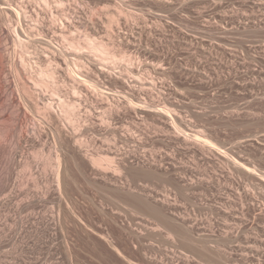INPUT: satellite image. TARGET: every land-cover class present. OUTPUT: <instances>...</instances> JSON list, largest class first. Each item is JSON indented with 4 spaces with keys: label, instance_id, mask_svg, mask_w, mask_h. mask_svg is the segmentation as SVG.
<instances>
[{
    "label": "rangeland",
    "instance_id": "rangeland-1",
    "mask_svg": "<svg viewBox=\"0 0 264 264\" xmlns=\"http://www.w3.org/2000/svg\"><path fill=\"white\" fill-rule=\"evenodd\" d=\"M64 1L80 8L82 22L98 23L99 39H113L117 52L140 58L156 81L148 99L176 105L179 136L164 132L165 116L143 119L120 107L118 132L90 122L85 154L63 134L70 140H62L59 190L46 168L50 148L35 150L30 140L40 116L17 103L5 55L0 264H264V0ZM117 9L130 17L108 22ZM44 26L51 31L49 19ZM2 30L0 46L11 47ZM45 30L43 37L57 39ZM88 31L72 30L82 39ZM106 78L99 80L111 85ZM134 125L146 134L127 135L124 129ZM47 132L41 137L52 142ZM98 152L114 157L122 172L94 169L85 155ZM145 203L170 218L172 237L166 220Z\"/></svg>",
    "mask_w": 264,
    "mask_h": 264
},
{
    "label": "bare ground",
    "instance_id": "bare-ground-1",
    "mask_svg": "<svg viewBox=\"0 0 264 264\" xmlns=\"http://www.w3.org/2000/svg\"><path fill=\"white\" fill-rule=\"evenodd\" d=\"M79 9V7L73 9L69 4H66L64 0H0V28L6 31L4 32V30H2L1 34L4 36L7 35V40L11 42V47H9L8 43L4 45V48L0 46V50L4 49L2 52H5L4 56L0 53V71L2 74V69H4L3 66L6 65L4 63L8 60L9 64H7L10 66L9 74L11 73L10 77L14 79L11 85L15 84V90H18V97L16 98L18 101L17 103H19L20 107L24 108V111H29L28 109H30V107L35 108V111H37L40 116V118H38L40 120L39 123H37V128L33 129L34 134L29 138L31 143L33 142L35 150H37V146L38 148L42 146V150L46 147L50 148L49 152L51 154L45 162L46 168H52V183L54 182L57 184L56 188L58 186L57 189L59 190L61 188L62 175L63 173L65 174V172L62 173V160L64 156L63 150L67 148L63 147V142H74L73 145H75L79 151L88 148L90 145L84 137L88 135L90 131V122H92V125L96 126L94 122L95 119L100 121V124H97L99 129H104L105 131L112 130L113 133H116L118 131L114 130L116 128L113 127V121L117 120L115 117L118 115L117 113L121 112V108L126 107L128 111L131 110L132 113L135 112L138 118L140 116L145 119L146 117L148 118V116L145 117V114H153L162 120L165 116L166 119L168 118L169 126L164 129V132L172 131L177 133V136H179L178 128L182 123L178 110L174 108L176 105L171 107L168 102L163 104L157 103V101H154L152 98V101L149 100L150 97L153 96L151 93L154 92L152 90L156 86V81H153L150 75L151 78H149L145 69H142L145 66L141 63L140 58L138 59L126 52H117V49H115L117 48L115 45L116 42H113L111 36L112 42L110 39H108L110 40L109 42H106L104 39H99L100 37L98 38L96 36L98 31L96 32V28L94 27L98 23L95 21H92V23L88 21L89 23H86V20L84 21L85 23L82 22L84 19L82 20L81 17L77 16L79 11H81ZM117 10L116 13H118V15L115 14L113 15L114 17L111 15V17L108 16L110 19L108 22H120L119 17L117 18L116 16H121L122 18L125 15L124 17L127 19L129 14H126L124 10ZM72 11L74 16L70 15ZM41 14H44L46 17H41ZM45 18L49 19L51 27V31H47L52 32L54 34L52 36L60 39L62 43L56 42L57 39L55 40L52 37L49 38L51 35L47 38L43 37L44 32L42 33V31L45 30L44 22H46V20L48 21V19L45 20ZM126 19L125 21H127ZM90 24L93 26L90 27L91 29H89V26H91ZM84 27L90 30V32H86L84 39H82L83 36H76L72 32V30H81ZM5 55L6 61L4 62ZM109 66L113 70L108 69ZM117 68H120L119 71ZM4 75L5 74H3V76ZM3 76H0V78ZM103 76H106V79L113 82L111 83L113 87H109L111 85H108V83L102 84V81L100 82L99 79H101V77L103 78ZM68 79L74 82L73 86L68 85ZM119 81L121 88H118L120 87L118 86ZM114 83H117L118 87L114 85ZM13 93H15V91ZM10 97L11 100L8 99L9 101L15 100L14 95ZM104 103L108 105V108L105 107L106 105H103L105 108L102 107L101 110L99 105ZM56 122L58 125L55 124ZM136 126L134 125V128L125 126L127 129L125 128V130L124 127L123 129L125 132L127 131V135L131 136L135 134L139 136V134H142L140 132H145V130L142 131V129ZM45 128H47L48 132ZM93 128L92 126V129ZM160 128L163 131V128ZM43 132H47V135H51L52 142H50L51 140L44 141L42 139L41 133L44 135ZM63 134L64 136L67 134L69 136H67V138L72 137L74 141H72V139H69L70 141L66 140V138L65 140L62 139L64 138ZM124 134L126 135V133ZM203 142L212 144L208 139L203 140ZM107 145L109 144L107 143ZM0 147L2 148L3 146L1 145ZM77 149H75L76 151L73 149L74 153H78ZM109 149H111V147ZM84 150L81 152L84 153ZM3 152L4 150L2 153ZM98 153H87L88 155H85V157L87 156L89 158L92 166L95 167L94 169L102 171L113 169L114 172H122L119 165L114 167V163H116L114 157L102 155V152ZM36 154L40 156L39 153H35V155ZM66 156L68 157V155ZM36 158H38V156H36ZM145 204L149 207L154 216L158 218L162 217L166 220L165 222H167V224L164 222L165 225L163 226H166L164 229L168 231L169 237H172L173 234L169 228L171 225L170 218L168 219V216H163L162 210L161 212L158 208L147 203ZM229 220H226V223H229ZM162 221L159 224L160 228L163 227L161 225ZM238 221L237 223H240ZM234 224L236 225V223Z\"/></svg>",
    "mask_w": 264,
    "mask_h": 264
}]
</instances>
